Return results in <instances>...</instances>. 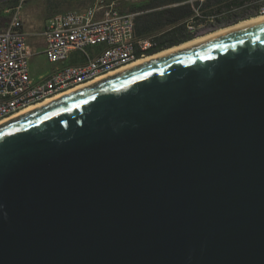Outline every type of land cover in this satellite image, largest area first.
I'll use <instances>...</instances> for the list:
<instances>
[{
	"label": "water",
	"instance_id": "obj_1",
	"mask_svg": "<svg viewBox=\"0 0 264 264\" xmlns=\"http://www.w3.org/2000/svg\"><path fill=\"white\" fill-rule=\"evenodd\" d=\"M0 264H264V20L0 123Z\"/></svg>",
	"mask_w": 264,
	"mask_h": 264
},
{
	"label": "built area",
	"instance_id": "obj_2",
	"mask_svg": "<svg viewBox=\"0 0 264 264\" xmlns=\"http://www.w3.org/2000/svg\"><path fill=\"white\" fill-rule=\"evenodd\" d=\"M23 1L11 7L10 21L0 28V121L122 68L137 60L138 53L146 55L153 45L154 35H136V12L123 11L118 0H95L82 11L54 13L37 31L44 39L47 60L56 66L41 79H34L30 58L35 51L24 30ZM205 1L186 0L193 8L180 22L187 32L198 33L207 20L248 10L242 4L219 14H204ZM249 9L262 14L264 4L256 0ZM100 46L104 48L99 50ZM122 56H129V63H122ZM75 73H83V80L74 81Z\"/></svg>",
	"mask_w": 264,
	"mask_h": 264
},
{
	"label": "trees",
	"instance_id": "obj_3",
	"mask_svg": "<svg viewBox=\"0 0 264 264\" xmlns=\"http://www.w3.org/2000/svg\"><path fill=\"white\" fill-rule=\"evenodd\" d=\"M6 1L7 0H0V23L6 21L7 19V16L3 15V5H5ZM8 1L15 2L16 0ZM175 1L176 0H151L149 3L140 7L141 9H146L163 6L159 10H152L151 12L145 13L139 17V23L137 25L136 31L138 35H144L151 31L163 29L167 26L176 24L174 27L154 36L153 45L145 51L146 55L154 54L160 50L169 48L170 46L178 45L185 41L204 35H195L196 33H189L183 29L184 24H181L180 22L193 13V8L190 3L171 5V3ZM253 1L254 0H206L202 4V8L205 9L204 14H210L206 10L209 9L210 6H212L210 7L211 9L215 8V11H222L223 9L230 10L236 6L244 4L248 8L247 11L240 15H236V17L221 19L219 21L221 24L229 26L238 23L240 20L259 15L257 10L253 11L249 9ZM138 57L140 58V53H138ZM69 62L73 63L72 61Z\"/></svg>",
	"mask_w": 264,
	"mask_h": 264
},
{
	"label": "rangeland",
	"instance_id": "obj_4",
	"mask_svg": "<svg viewBox=\"0 0 264 264\" xmlns=\"http://www.w3.org/2000/svg\"><path fill=\"white\" fill-rule=\"evenodd\" d=\"M95 0H74L71 3H62V1H58V0H24L23 1V9L24 6H30L31 10H40L43 9V17L44 20H46L47 18L51 17L54 13L56 12H61L63 11V7H58L61 5H67L66 7L72 6L70 7V9L72 10H82L90 5L93 4ZM134 0H118L117 2L119 3V6L122 10H127V5H129L130 3H133ZM256 1V0H254ZM253 1V2H254ZM19 2V0L12 2V1H6L5 5H3L4 9H3V15L7 16L6 21L1 22L0 23V28L5 27V25L10 21V9L12 6H14L15 4H17ZM261 4H264V0H260ZM55 5L56 9H54L52 6ZM69 10V9H67ZM208 11V13L210 14H219L220 12H224L223 10L228 11L227 9H223L222 11H215V8H210L206 9ZM32 12V11H31ZM229 14V13H226ZM232 15V14H231ZM46 17V19H45ZM227 17V16H226ZM225 15H222L220 19L217 20V18H214L213 21H207L204 22V26L202 25V27L199 29L198 33H196L195 35H199V34H205V33H209L212 31H215L220 27L221 22H219L221 19H226ZM40 18H42V15L35 14V12L33 11L30 15V20L32 23H35L36 20H41ZM225 21V20H223ZM241 21V20H240ZM24 22L27 23V21L24 19ZM226 27V26H225ZM39 57V58H38ZM55 64L51 63L47 60L46 56H44L43 54L40 56H37V58H33V60L31 61V68H32V74L33 76H35V79L39 80L42 77L46 76L48 73H50L54 68H55Z\"/></svg>",
	"mask_w": 264,
	"mask_h": 264
},
{
	"label": "crops",
	"instance_id": "obj_5",
	"mask_svg": "<svg viewBox=\"0 0 264 264\" xmlns=\"http://www.w3.org/2000/svg\"><path fill=\"white\" fill-rule=\"evenodd\" d=\"M74 0H62V3H71L73 2ZM151 0H134L133 3H130L129 5H127V10H123V11H132V12H136V18H135V21H136V27H135V31H137V25L139 23V17L142 16L143 14L145 13H148V12H151L152 10H159L161 9L163 6L161 7H155V8H146V9H141L140 7L149 3ZM184 3H188L186 2V0H176L175 2L171 3V5H177V4H184ZM67 5H61L58 7H63V11L61 12H65V11H69V10H72L70 9V7L72 6H69V7H66ZM54 9H56L55 5L52 6ZM212 7V6H210ZM87 8V7H86ZM84 8V9H86ZM69 9V10H67ZM82 9V10H84ZM82 10H77V11H82ZM34 11L35 14H40L42 15V18H40L41 20H36L35 23H32L31 21H29L30 19V15L31 13ZM43 9H40V10H31L30 6L26 5L24 6V9H23V17L24 19L27 21V23L24 22V30L25 32L27 33V39H28V42L31 44V46L34 48V51H35V54L30 58V73L32 75V77L35 79V76H33L32 74V68H31V61L33 60V58H37V56H40V54L44 55V39L37 34V31L41 30L43 28V26L46 24V22L48 21V19L50 18H47L45 17L46 20H44V17H43ZM243 12H240V13H237V14H232V13H229V14H224L226 18H233V17H236V15H240L242 14ZM232 14V15H231ZM221 17H217V19H220ZM208 21V20H207ZM176 24H173L171 26H167L163 29H159V30H154V31H151L149 33H146L144 35H138L137 32H136V35L138 37H146V36H150V35H159L161 33H163L164 31L174 27ZM205 24H203L204 26ZM225 25L224 24H221L220 27H224ZM202 27V26H201ZM183 29L186 31V27L183 26ZM208 33V32H207ZM104 48V46H100L98 49H102ZM39 58V57H38ZM72 62H74L75 60H70Z\"/></svg>",
	"mask_w": 264,
	"mask_h": 264
},
{
	"label": "bare ground",
	"instance_id": "obj_6",
	"mask_svg": "<svg viewBox=\"0 0 264 264\" xmlns=\"http://www.w3.org/2000/svg\"><path fill=\"white\" fill-rule=\"evenodd\" d=\"M263 20H264V13L259 14V15H257V16H253V17L247 18V19H243V20L239 21L238 23H235V24H233V25H229V26H226V27L219 28V29H217V30H215V31H212V32H209V33H207V34H204V35L198 36V37H196V38H193V39H191V40L185 41L184 43H182V44H180V45H177V46L171 47V48H169V49H165V50H163V51H160V52L155 53V54H152V55H144L143 57L138 58V59L135 60L134 62H132V63H130V64H128V65H125V66H123L122 68H119V69H117V70H114V71L110 72V73L107 74V75L100 76V77H98V78H96V79L92 80L91 82H89V83H87V84H84V85H89V84L94 83V82H96V81H98V80H100V79H102V78H104V77H106V76H108V75H112V74H114V73H116V72H119V71H121V70H123V69H126V68H128V67H131V66H134V65H137V64L143 63V62H145V61H148V60H150V59H153V58H156V57H159V56L165 55V54L170 53V52H172V51H174V50H177V49H180V48L185 47V46H187V45H190V44H192V43H195V42H198V41H201V40H204V39H208V38H211V37L217 36V35H219V34H222V33H224V32H227V31H230V30H233V29H236V28H239V27H242V26L248 25V24H252V23H256V22H260V21H263ZM122 63H129V56H122ZM82 80H83V73H75V74H74V81H82ZM84 85H83V86H84ZM80 87H82V85H81V86H78L76 89H78V88H80ZM74 90H75V89H74ZM71 91H73V90H69V91L64 92V93H62V94H58V95H56V96H54V97L48 98V99H46L44 102H41V103H39V104H37V105L30 106V107H28V108L22 110V111L19 112L18 114H15L14 116H12V117H10V118H6V119L0 121V123L4 122V121H6V120H9V119H11V118H13V117H15V116H17V115H19V114H22V113H24V112H26V111H29V110H31V109H34V108H36V107H38V106H41V105H43V104H45V103H47V102H49V101H51V100H54V99L60 97L61 95L66 94V93L71 92Z\"/></svg>",
	"mask_w": 264,
	"mask_h": 264
},
{
	"label": "flooded vegetation",
	"instance_id": "obj_7",
	"mask_svg": "<svg viewBox=\"0 0 264 264\" xmlns=\"http://www.w3.org/2000/svg\"><path fill=\"white\" fill-rule=\"evenodd\" d=\"M171 47V46H170Z\"/></svg>",
	"mask_w": 264,
	"mask_h": 264
}]
</instances>
